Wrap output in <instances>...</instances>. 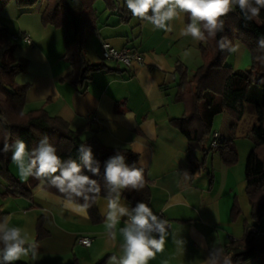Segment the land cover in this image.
<instances>
[{"label": "crops", "instance_id": "crops-1", "mask_svg": "<svg viewBox=\"0 0 264 264\" xmlns=\"http://www.w3.org/2000/svg\"><path fill=\"white\" fill-rule=\"evenodd\" d=\"M123 3L125 0H117V9L110 11L103 1H95L97 31H86L84 52L87 61L103 63L105 67L94 71L85 88H79L65 80L72 67L63 59V30L43 25L45 4L19 9L14 0L9 1L0 10V27H6L12 35L28 34L32 41L28 44L21 38L17 40L14 56L28 65L25 72L14 74L12 82L15 86H29L25 113L44 109L50 116L66 121L72 131L89 125L96 131H84L81 139L95 134L106 146L138 154V167L146 171L149 180V207L170 223L163 250L148 264H208L213 247L240 238L245 225L253 223L242 163L254 144L241 139L238 126L226 127L219 131V139H232L236 145V172L234 167L222 164L215 151H209L205 158L203 153L195 152L194 163L190 162L186 138L170 124L184 111L183 103L177 99L181 85L175 68L183 64L191 76L202 64L199 48L203 41L180 35L190 22L186 14L171 21L172 31L165 32L134 17L129 10L122 12ZM121 14L129 15V21H120ZM102 40L117 49L138 51L143 65L126 68L119 62L102 60ZM234 45L243 56L245 46L238 41ZM9 170L21 182H28L29 177L22 178L12 160ZM39 184L32 188L30 197L12 196L0 178V220L8 217L10 226L19 227L28 244L37 245L35 256L29 253L18 261L97 264L104 260L101 264H108L112 255H122L119 229L126 217L117 223L115 236H110L105 198L97 201L102 220L93 222L88 213L79 215L65 209L60 203L63 198L56 194L46 190L42 198ZM234 200L241 210L236 221L230 216ZM120 202L132 208L125 199L120 198ZM39 220L43 235L37 239ZM259 226L264 228V219ZM79 236L90 237L91 245L80 246Z\"/></svg>", "mask_w": 264, "mask_h": 264}, {"label": "trees", "instance_id": "trees-1", "mask_svg": "<svg viewBox=\"0 0 264 264\" xmlns=\"http://www.w3.org/2000/svg\"><path fill=\"white\" fill-rule=\"evenodd\" d=\"M9 1L11 0H0V10L4 9ZM14 1L19 9L33 8L38 3H44L45 7L41 13L43 25L62 28L65 49L63 59L72 67L71 74L65 78L70 84L85 88V84L92 79V73L105 67L103 63L87 61L84 52L86 31H97L94 9L96 0ZM101 1L110 11L118 7L117 0ZM121 11L125 13L128 11L125 3ZM222 19L224 30L214 39L202 40L203 44L199 48L202 64L193 74L189 76L183 64H178L175 68L181 85L177 99L183 103L184 111L179 117L171 119L170 124L186 138L188 159L191 163H194L195 152L203 153L205 158L209 151H215L226 166H230L238 160L236 145L232 139H219L215 150L206 148V139L210 134L214 117L223 110H228L238 122L243 117L245 105L253 107L256 119L250 132L254 146L247 156L244 168L245 194L250 203V219L253 223L245 225L244 234L240 238L218 248L224 249L225 255L231 258L233 264H245L249 261L264 264V236L257 237L249 231L251 227L261 228L259 224L264 219V50L258 47V40L264 37V9H261L257 18L246 21L236 6ZM120 21L128 22L129 15L121 14ZM12 36L6 27H0V178L6 182L7 192L12 196L30 197L32 188L40 183L32 177L28 178L27 183L21 182L12 175L9 170L12 151L9 150L7 153L2 151L5 138L10 145L17 139H22L26 142L28 150H31L43 136H47L62 159L71 158L78 163L81 161L77 149L81 143H87L92 147L95 159L100 162V175L92 178L97 179L101 185V192L87 213L93 222H99L102 218L97 201L100 197L105 198V162L120 152L124 155L126 164L138 167L139 156L130 149L106 146L95 134L87 139H81L84 131H96L89 125L72 131L66 121L50 116L44 109L25 113L23 106L29 86H15L12 77L16 73L25 72L28 64L26 60L14 56L17 41L12 40ZM222 36H226L233 45L235 41L240 42L250 51L249 70L232 69L226 65V57L231 51H221L218 48L217 41ZM143 175L145 181L143 189L122 192L121 199L128 201L131 207L138 202L148 205L150 203L151 192L145 170ZM47 191L63 198L55 188L49 187ZM240 214L238 202L234 200L231 220L236 221ZM40 225L39 220L37 239L43 235ZM14 264L27 263L17 261Z\"/></svg>", "mask_w": 264, "mask_h": 264}, {"label": "clouds", "instance_id": "clouds-1", "mask_svg": "<svg viewBox=\"0 0 264 264\" xmlns=\"http://www.w3.org/2000/svg\"><path fill=\"white\" fill-rule=\"evenodd\" d=\"M125 4L134 17L165 32L172 31L171 21L186 14L190 22L181 30L180 35L201 41L214 39L222 32V17L236 6L246 21L257 18L261 9H264V0H125ZM217 46L221 51L231 52L238 48L226 36L217 41ZM258 47L264 50V37L258 40ZM9 150L12 151L11 160L17 166L19 175L25 179H37L40 182L38 194L42 198L47 188H55L63 196L60 203L70 212L86 215L101 192L100 183L92 178L100 175V162L95 159L93 149L87 143H81L77 149L81 161L79 163L71 158L62 159L47 136H43L31 150H28L22 139L10 145L5 138L2 151L7 153ZM143 171L142 167L126 164L120 152L105 162V222L110 236H115L117 223L126 217L124 226L119 229L123 237L120 246L122 255H112L108 264H148L157 252L163 250L168 235V221L154 214L147 203L138 202L129 208L120 202L123 190L139 191L144 188ZM184 178L188 179L186 171ZM176 243L183 245L179 239ZM36 252L37 245L28 244L22 230L10 226L8 217L0 220V264H14L21 256L29 253L35 256ZM207 259L209 264H233L224 249L218 247H213Z\"/></svg>", "mask_w": 264, "mask_h": 264}, {"label": "rangeland", "instance_id": "rangeland-1", "mask_svg": "<svg viewBox=\"0 0 264 264\" xmlns=\"http://www.w3.org/2000/svg\"><path fill=\"white\" fill-rule=\"evenodd\" d=\"M100 4H102V3L100 2ZM225 63L227 66L232 67V69L249 70L250 65H251V53L248 49H246L245 54L243 56H241L240 51L236 50L234 52H231L229 55H227ZM255 119H256V115H255L254 109L251 105H245L243 117L238 122H236L233 119L232 115L229 113L228 110H223L221 113L217 114L214 117L210 134L207 136V139H206V147L211 150L210 140H211V135L214 131L219 133V131L226 129V127L230 128V129H235L237 126H238L237 132L242 134L241 139L242 140H244V139L251 140V142L254 144V141L251 137V132H250L251 128L250 127L255 122ZM237 124H239V125H237ZM236 150H237V148H236ZM249 152H247V153L249 154ZM248 154L246 156H244L245 159H247ZM220 161L222 164L226 165L221 159H220ZM245 162H246V160H244V162L242 163L243 164V166H242L243 176H244ZM237 163H238V160L236 163L230 165V167L231 166L234 167V172H236V170H237V167H236ZM245 200L247 201V199H245ZM245 264H258V262L257 261H249V262H246Z\"/></svg>", "mask_w": 264, "mask_h": 264}, {"label": "built area", "instance_id": "built-area-1", "mask_svg": "<svg viewBox=\"0 0 264 264\" xmlns=\"http://www.w3.org/2000/svg\"><path fill=\"white\" fill-rule=\"evenodd\" d=\"M11 38L14 41H17L19 38H21L26 43L32 44L31 38L28 34H22L21 36L13 35ZM100 53L102 60L119 62L122 65H124L126 68H130L133 65H138V66L143 65L142 57L140 53H138V51L127 47H124L122 49H117L107 40L101 41ZM218 140H219V133L214 131L211 135V140H210L211 149L215 150L218 147ZM157 216L164 219L162 213L158 214ZM169 228H170V223H169ZM249 231L257 237L264 236V229L251 227ZM77 243L82 247H89L92 243V239L88 236H79L77 239Z\"/></svg>", "mask_w": 264, "mask_h": 264}]
</instances>
